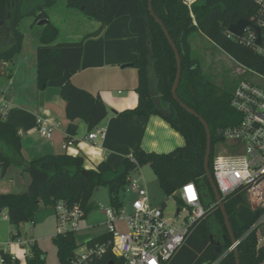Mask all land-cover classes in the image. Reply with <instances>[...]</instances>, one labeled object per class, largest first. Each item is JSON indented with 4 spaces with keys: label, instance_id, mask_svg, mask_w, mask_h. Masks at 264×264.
Segmentation results:
<instances>
[{
    "label": "trees",
    "instance_id": "16d2710c",
    "mask_svg": "<svg viewBox=\"0 0 264 264\" xmlns=\"http://www.w3.org/2000/svg\"><path fill=\"white\" fill-rule=\"evenodd\" d=\"M36 0H0V80L13 75V61L22 51L25 34L21 24L33 16L36 25L48 20L41 29L40 45L37 49V87L45 90L54 80L66 79L60 95L65 102L67 120L83 121L91 132L108 117L110 109L101 96L77 87L71 77L82 70L84 43L91 35L75 42H60V28L50 19L45 7L55 0L35 4ZM67 6L82 12L84 16L101 24L94 36L116 19L130 16L135 40L132 51L136 55L134 67L138 70V105L119 113L120 117L158 115L185 139V145L169 153H148L137 149L132 157L124 160L123 171L114 170L101 162L95 169H86L85 157L68 153L48 154L32 161L23 156L19 129L0 115V169L5 177L11 165H17L31 177L28 189L23 193H1L0 209L7 211L10 224L20 225L34 222L41 204L54 207L60 200L69 208L79 206L84 219L97 209L93 201L96 189L109 188L111 205L120 207L131 175L149 164L164 194L172 197L185 184L195 182L202 195L203 205L209 209L216 203L213 187L205 172L207 134L201 121L184 110L172 94L177 76L176 55L162 27L149 11V0H67ZM156 15L168 29L182 58V78L178 97L187 106L205 119L212 133V155L210 167L213 173L214 147L224 143L221 130L240 121V115L232 108L233 91H223L204 74L199 59L194 55L191 40L201 34L227 53L235 62L264 75V57L253 46L240 43L229 37V29L241 20L251 21L257 14L254 0H201L193 6L194 24L189 8L183 0H154ZM92 35V36H93ZM152 87V88H151ZM155 91L163 115L155 102ZM117 173L116 175H113ZM225 206L231 220L236 239L239 241L241 264H262L264 245L259 244L258 227L263 210L254 211L246 195L238 190L229 195ZM257 213H259L257 215ZM19 237L13 235L12 239ZM108 235L89 239L88 245L105 241ZM53 243L57 249L58 264H72L79 246L75 234L56 235ZM232 241L219 207L209 210L206 217L195 226L185 244L170 264H236L231 250ZM27 264H50L47 253L34 242L28 247ZM2 264H22L5 250H0ZM120 264L111 251L92 264Z\"/></svg>",
    "mask_w": 264,
    "mask_h": 264
},
{
    "label": "crops",
    "instance_id": "0c3cea01",
    "mask_svg": "<svg viewBox=\"0 0 264 264\" xmlns=\"http://www.w3.org/2000/svg\"><path fill=\"white\" fill-rule=\"evenodd\" d=\"M73 17L76 15L73 14ZM54 23L57 25L56 22ZM100 27L99 22L89 21L84 23L83 27L70 28L65 30V33L60 28L59 40L75 42L91 35L84 43L82 70L73 75L71 81L77 87L94 95L99 94L110 109L108 117L98 127L107 132L104 140H88L90 131L83 121L66 119L65 102L60 95L66 79L51 81L43 91L38 89L37 49L40 45L41 28L33 35L35 40L32 41L33 47L30 51L26 47L28 43L25 35L22 51L13 61L12 78L0 80V97H6L11 106L9 122L19 129L26 161L48 154L68 153L72 156H84L86 169H95L101 162H106L117 171L122 168L124 160L132 157L137 149L148 153H169L185 145L184 137L161 116L120 117L118 115L125 110L134 109L139 102L136 91L139 76L137 68L134 67L136 55L132 51V43L136 35L130 16L116 19L99 37L94 36L93 34ZM129 64L133 66L125 67ZM39 119L47 121L54 127L51 139L42 137L38 132ZM68 140L74 141V146L66 151L63 145ZM18 176L21 177L20 184L15 178ZM28 176L30 175L15 164L8 168L5 177H2L0 169V194L16 193L18 186L21 189H28L31 183V177ZM0 217L3 218L0 225L6 226L10 236L19 233V238L24 241L32 240L37 243L31 236L36 226L35 221L32 222L31 228L23 230L26 223L19 228L13 227L6 210H2ZM54 218L56 221L55 212ZM87 228L84 227L82 230L87 231L89 229ZM105 234L106 231H97L86 240ZM258 237L259 244L264 245V219L259 224ZM7 242L0 233V250L3 249L18 258L22 264H27L29 250L18 245L13 239L9 241L8 248H1ZM0 264H2L1 256Z\"/></svg>",
    "mask_w": 264,
    "mask_h": 264
},
{
    "label": "built area",
    "instance_id": "2783aa9c",
    "mask_svg": "<svg viewBox=\"0 0 264 264\" xmlns=\"http://www.w3.org/2000/svg\"><path fill=\"white\" fill-rule=\"evenodd\" d=\"M200 1L183 0L194 24L196 21L192 9ZM254 2L258 11L250 21L252 25L245 29L242 36L230 31L228 35L240 43L253 46L264 57V0ZM257 29L260 30L261 38L259 45ZM244 69V74L249 75L240 81L231 98V106L240 115V121L221 130L225 142L233 143L234 149L242 148L243 154L216 156L213 160V176L224 201L229 195L241 190L252 210L264 211V75ZM10 111L11 106L6 97H0V115L6 118ZM53 129L47 121L38 120V132L42 137L51 139ZM106 135V130L96 128L89 133L88 140H104ZM73 146L72 140L63 145L66 151ZM139 171L140 168L129 177L124 195L134 198L131 213L125 215L124 199L120 207L102 205L108 238L100 243H86L83 250L77 251L72 264H92L93 260L102 258L110 251L120 264H170L192 229L206 217L209 210L218 207L216 202L207 209L203 205L198 185L190 182L172 196L177 210L174 216H168L164 206L152 204L147 186L137 177ZM53 208L57 235L75 234L81 228L84 211L79 206L69 208L65 201L60 200ZM263 219L264 212L260 222ZM118 224H123L125 231H121ZM15 241L24 249L34 243L19 237Z\"/></svg>",
    "mask_w": 264,
    "mask_h": 264
},
{
    "label": "rangeland",
    "instance_id": "374dc122",
    "mask_svg": "<svg viewBox=\"0 0 264 264\" xmlns=\"http://www.w3.org/2000/svg\"><path fill=\"white\" fill-rule=\"evenodd\" d=\"M47 0H36L35 4L46 3ZM55 4L51 7H45L50 14V19L56 22L59 28L63 30H68L74 27L81 28L84 23H89V21H95L87 18L82 14L81 11L69 8L67 6V0H55ZM73 14L76 17H73ZM41 21V20H40ZM38 21L36 25L32 26L35 22L33 16L27 17L21 24V28L27 37V50L30 51L33 47L32 44L35 40L34 34L40 30L38 26ZM95 23V22H93ZM60 41V40H59ZM192 49L194 55L199 59L201 67L204 74L209 80L214 82L223 91H233L243 78H247L244 74L245 69L237 64L227 53L218 48L215 44L209 41L201 34H195L191 40ZM233 154H243L242 148L234 149L233 143H216L214 147L215 157L218 155H233ZM123 171V166L121 168ZM114 173L113 175H116ZM27 175V174H26ZM30 177V176H28ZM137 177L141 178L142 181L147 186L149 195L151 197L152 204L154 206H164L165 213L168 216H174L177 210V205L174 197H168L161 190L157 177L155 176L152 168L149 164L141 167ZM16 180H20L21 177H15ZM20 184V181H19ZM16 189V193H23L27 189ZM27 188V187H26ZM24 190V191H23ZM125 204V215L131 213V202L133 201V196L128 195L123 198ZM93 201L97 205V209L92 211L88 216L82 220L81 228L75 233V240L79 246L77 251L83 250L87 237L91 236L97 231H107L105 226L106 217L104 216L101 206L109 207L111 205L109 188L107 186L100 185L93 196ZM3 218L0 217V221ZM57 221V220H56ZM54 218V208L45 207L41 204L38 213L36 214L35 222L36 226L31 236L35 238L39 247L44 250L48 255V262L50 264H58L59 260L57 257V249L53 243V237L57 235L56 227L57 222ZM121 231H125L123 224H118ZM32 227V222L25 224L23 230H27ZM88 227L89 230H82V228ZM0 233L4 237L7 243H4L1 248H8V243L11 241L12 236L8 233V229L4 224L0 225ZM88 235V236H87ZM29 247V246H28ZM28 247H26L28 249Z\"/></svg>",
    "mask_w": 264,
    "mask_h": 264
},
{
    "label": "water",
    "instance_id": "95a60500",
    "mask_svg": "<svg viewBox=\"0 0 264 264\" xmlns=\"http://www.w3.org/2000/svg\"><path fill=\"white\" fill-rule=\"evenodd\" d=\"M153 1L154 0H149V11H150V14L155 19V21L162 27V30H163L166 38L168 39V41H169V43H170L175 55H176L178 70H177V76H176V79H175V83H174L173 88H172L173 97H174V99L176 101L179 102V104L181 105V107L184 110H186L190 114L196 116L201 121L203 126L205 127L206 134H207V150H206L205 164H204L206 176H207L208 180L210 181V183H211V185L213 187L216 202H217L218 207L220 208V210L222 212V215H223L224 220H225V225H226V227L228 229V232L230 234V238H231V241H232L231 250L235 254L236 264H241L240 252H239V249H238L239 241L235 237V233H234V230H233V227H232V224H231V220H230V217L228 215L224 200H223V198H222V196L220 194V191H219V189L217 187V184L215 182V179H214L211 167H210L211 155H212V133H211L210 126L208 125V123L205 121V119L203 117H201L195 110H193L192 108L187 106L178 97V89H179V86H180V83H181L182 66H183L181 53H180L176 43L172 39L168 29L166 28V26L164 25L162 20L156 15V13L154 11V8H153ZM47 22H48V20H41L38 23V26L42 27ZM251 25H252V23L250 21L241 20L237 24L231 26L229 31L231 33L237 35V36H242L244 34L245 29L247 27L251 26ZM257 32L259 34V39L257 41V44L259 45L261 43L260 30L257 29ZM132 66H133V64H129V65H126L125 67H132ZM152 92H153V95L155 96V102H156L157 106L159 107L161 113L163 115H167L168 111L165 110L164 108H162L160 99L157 97V94L155 93L154 90H152ZM1 214H2V210L0 209V215ZM258 214L259 213H257V215ZM111 264H114V263H111Z\"/></svg>",
    "mask_w": 264,
    "mask_h": 264
}]
</instances>
